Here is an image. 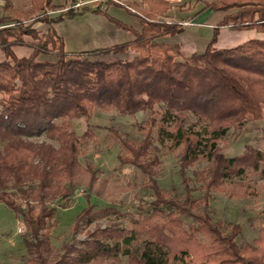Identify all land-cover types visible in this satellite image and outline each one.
<instances>
[{"label":"trees","instance_id":"1","mask_svg":"<svg viewBox=\"0 0 264 264\" xmlns=\"http://www.w3.org/2000/svg\"><path fill=\"white\" fill-rule=\"evenodd\" d=\"M77 1L69 0L66 7L32 0L26 12L50 25L44 34L34 22L0 17V49L6 56L0 61V201L27 226L23 239L28 262L45 263L52 251L58 211L54 201H68L85 184L89 202L72 229L112 214L126 218L128 225L97 228L53 264H122L120 255L130 264H264V225L253 243L240 245L236 238L242 225L213 221L207 211L210 195L194 197L196 188L190 186L196 179L207 193L259 195L253 176L264 178V150L247 145L241 154L227 156L220 140L232 127L264 117V39L219 49L214 44L221 26L264 31V0H206L198 12L213 9L225 15L206 49L190 54L178 43L158 40L182 27L155 20L151 11L141 16L143 28L133 39L70 53L55 23L90 9L74 7ZM57 9L61 12L51 16ZM92 9L132 29L107 8ZM25 35L35 38L32 51L17 56L13 46L25 44ZM130 50L133 57L123 60L91 57ZM96 107L124 117L148 113L137 125L140 137L114 133L122 146L120 164H131L148 177L146 184L156 196L149 214L135 215L115 205L97 207L90 201L92 192L101 194L107 178H100L93 163L82 164L85 144L96 136L91 127L77 133L73 122L90 118ZM41 135L50 141L34 139ZM167 150L178 154L185 188L180 200L166 198L157 178L160 153ZM200 160L209 166L195 170L193 178L188 170ZM181 214L196 223L187 225Z\"/></svg>","mask_w":264,"mask_h":264},{"label":"rangeland","instance_id":"2","mask_svg":"<svg viewBox=\"0 0 264 264\" xmlns=\"http://www.w3.org/2000/svg\"><path fill=\"white\" fill-rule=\"evenodd\" d=\"M56 1L60 2L62 0ZM184 1H186L187 4L191 3L195 5L203 0ZM25 2L27 3V0H24V3ZM141 3L144 4L142 0ZM124 5L130 8L133 7L132 10L136 11L140 18L145 13L149 12L146 9L136 8L129 3H125ZM63 6L67 7L68 5L64 4ZM83 6L85 5L82 4L77 8ZM23 10L25 9L16 13L13 18H15V20H23L26 24H32V22H34V28H37L41 34L48 31L50 25L47 22L36 21L34 15H30L26 10ZM60 12L61 9H57L51 11L50 14L55 17ZM88 16L89 14L83 11L72 18L63 20L59 25L62 31L70 30V35L69 32L66 34L68 42L67 45H65V49L70 53L78 52L80 47H82L81 42L85 36L88 35L87 29H83L88 23ZM153 17L155 20L163 21L164 19L167 22H178L181 27L187 26V29L180 35L177 33L174 36L171 35L173 37H169L170 41L179 40L185 54H189L192 51L201 52L203 50L204 39L206 40L212 35L209 27L190 25V20L172 21L168 19L169 17H162V15L158 16L156 13H154ZM184 17L187 18L185 15ZM15 20L6 23L4 26H11L15 23ZM24 39L25 44L13 46L17 56L29 55L32 51L30 44L35 42V38L32 35H25ZM115 54H122L120 56H123V59H127L133 57L135 52L130 50L119 53L91 54V57L119 59L120 57L115 58ZM44 56L54 58L53 55L47 54ZM5 57L6 56H2V53H0V60L5 59ZM147 116V112L140 111L135 115H125L124 117V115H120L115 110H103L96 107L90 118L81 116L74 119L73 127L77 133L82 134L88 127H91L95 132L96 138L86 142L84 149L85 153L80 159L83 165H86L88 162L93 163L99 170L98 175L100 178H107L101 194H96L94 192L90 194V201L95 203L97 207L115 205L121 208V210L128 211V213L132 212L135 215L149 214L148 210H151L153 207V201L156 199V196L154 195L153 189L149 188L146 184L148 177L131 164H120L118 155L122 151V146L119 138L114 133V130H117L119 133L128 132L132 136L140 137L137 125L145 120ZM263 118L250 120L242 128L232 127L227 135L220 140L222 151L227 156H234L241 154L245 150V147L250 144L264 150ZM34 139L50 141L45 135L34 137ZM52 142L57 145L56 141ZM160 155L162 163L156 170L158 171L157 178L163 189L164 196L173 200L183 199L185 188L180 174L178 154L167 150L165 153H160ZM208 166L209 162L206 160L197 161L188 170V175L195 178V170L198 171V169L207 168ZM253 177L255 178L254 185H256L259 191V195L255 197H233L226 190H213L207 193L199 189L201 182H198L196 179L190 183L191 187L196 188L192 196L210 195L211 202L207 211L212 215L213 221L216 222L221 220L226 223L233 222L242 225V231L236 238V241L240 245H244L247 242L253 243L254 239L259 235L260 228L264 225V178L260 173L254 174ZM73 193L74 194L68 201H54V204L58 207V211L56 216L57 222L51 235L52 251L46 255L45 263L42 262L39 264H53L58 258L60 259L63 254L68 252V247L81 246V242L89 239L90 233L99 227L105 228L128 225L126 218L122 219L112 214L99 217L91 224H81L78 230L75 231L74 228L72 229V225L75 223L78 214L89 202L87 186L83 184ZM19 201L22 200L19 199ZM192 210L196 212L197 209L192 208ZM181 217L186 221L187 225L196 223L191 215L181 214ZM21 227H25V231H20ZM26 232L27 226L22 218L18 217L8 205L0 201V264H33L32 262H28L29 255L24 244L23 237ZM120 258L122 264H130L126 255H120Z\"/></svg>","mask_w":264,"mask_h":264},{"label":"crops","instance_id":"3","mask_svg":"<svg viewBox=\"0 0 264 264\" xmlns=\"http://www.w3.org/2000/svg\"><path fill=\"white\" fill-rule=\"evenodd\" d=\"M30 1V4H29ZM54 3L58 5L67 4L69 0H62L57 2L53 0ZM120 3H117V2ZM144 4L141 3V0H111V1H104L100 2L99 0H83L84 5L88 6L90 9L85 10L86 13L89 14L88 23L83 27V29H87L88 35L85 36L83 39L82 47L80 50H89L98 47H107L111 46L115 43H120L124 41L131 40L135 37L136 32L142 30V21L139 17L138 13L132 8L124 5L125 3H129L136 8L146 9L156 15H162V17H169L168 19L172 21H184L190 20L193 26L198 27H209L212 32L211 37L208 39H204L203 41V50L204 51L211 40L214 27L223 19L225 13L223 11L213 10V9H205L202 12H198L203 6L204 2H198L195 5L191 3L187 4L184 0H142ZM32 0H27V3H24V0H0V17L1 16H12L15 17V14L21 12L22 9L26 11L31 7ZM24 5V7H23ZM97 5H101V7L107 8L108 12L116 17L117 19L123 21L124 23L130 25L132 29H126L121 26H118L115 22L111 21L104 13H97L94 12L92 8L96 7ZM23 10V11H25ZM187 16V18L184 17ZM191 15V16H190ZM62 22V21H61ZM61 22L55 23L57 31L65 37V45H67L68 39L66 34L69 31H62L59 27ZM189 26V25H188ZM187 26L182 27V31L178 32L179 35L184 32ZM76 28V26H75ZM48 29V28H47ZM85 31V30H84ZM218 38L216 43L214 44V48H227L233 47L237 44L244 43L249 39L257 38V39H264V31H259L256 28H247V29H234V27L230 25L221 26L219 28ZM176 35V34H174ZM173 35V36H174ZM171 35L162 36L159 40L178 43L180 44L181 49L182 44L177 41H170L169 37H173ZM79 37V36H78ZM183 50V49H182ZM0 53L2 56H5L3 51L0 49ZM201 51V52H202ZM194 52V51H192ZM191 52V53H192ZM124 54V53H122ZM122 54H115V58H124L120 55ZM190 54V53H189ZM6 58V57H5ZM3 60V59H2ZM1 61V60H0ZM264 119V118H263ZM262 119V120H263ZM251 145V144H250Z\"/></svg>","mask_w":264,"mask_h":264},{"label":"built area","instance_id":"4","mask_svg":"<svg viewBox=\"0 0 264 264\" xmlns=\"http://www.w3.org/2000/svg\"><path fill=\"white\" fill-rule=\"evenodd\" d=\"M100 2L109 1V0H99ZM82 4H84L83 0H78L74 3V7H80ZM20 231H25V227H21Z\"/></svg>","mask_w":264,"mask_h":264}]
</instances>
